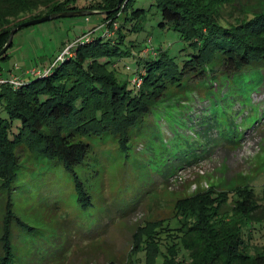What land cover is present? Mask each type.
I'll list each match as a JSON object with an SVG mask.
<instances>
[{
	"label": "trees",
	"instance_id": "obj_1",
	"mask_svg": "<svg viewBox=\"0 0 264 264\" xmlns=\"http://www.w3.org/2000/svg\"><path fill=\"white\" fill-rule=\"evenodd\" d=\"M237 1L155 0L162 16L158 25L178 31L191 50L181 62L165 49L152 48L148 54L138 55L133 71L134 78L142 79L138 87L134 78L121 80L117 75L119 59L132 54L129 34L144 29L148 10L135 7L136 0H123L119 10H115L119 0H87L83 5L78 0H0V50L12 28L25 21L79 9L100 14L109 11L103 15L106 25L101 33L81 35L51 66L17 85L0 86V174L4 179L0 188L7 196L0 264L25 263L16 251L14 225L23 235L34 238L27 242L32 244V251H40L38 247L44 245L55 258L69 246L60 243L58 237L41 235L44 233L38 225L14 210L15 196H32L30 185L41 183L48 165L39 168L42 164L38 160L62 165L72 176L77 203L87 209L92 197L77 170L92 159V144L87 138L111 133L117 137L120 150H127L133 134L141 130L147 116L153 115L170 87H183L190 78L206 79L208 71L220 66L228 77L241 78L236 84L251 71L264 72V2L255 10L234 16ZM6 58L7 51L0 61ZM24 147L33 154V161L22 156ZM115 216L100 221L90 234L83 232V237H99ZM176 218L179 225L166 236L167 251L159 244L158 251L149 250L148 234L137 254L145 250L143 255L149 263L162 255V264H264V244L253 247L254 251L248 244L254 224L264 223V185L261 193L245 186L230 193L207 191L181 199Z\"/></svg>",
	"mask_w": 264,
	"mask_h": 264
},
{
	"label": "rangeland",
	"instance_id": "obj_2",
	"mask_svg": "<svg viewBox=\"0 0 264 264\" xmlns=\"http://www.w3.org/2000/svg\"><path fill=\"white\" fill-rule=\"evenodd\" d=\"M86 2L78 0L81 5ZM263 2L239 0L234 16L255 10ZM135 7L147 9V17L144 29L128 36L132 54L118 61L117 75L121 80H133L137 56L148 54L149 49H165L178 62L188 57L191 50L178 31L158 25L162 16L155 0H136ZM103 15L58 17L21 28L7 49V58L0 61L1 73L6 78L27 73L31 77L34 70L51 66L81 35L101 33L106 25ZM142 47L146 49L140 51ZM224 71L220 66L208 71L206 79L190 78L183 87H170L153 115L147 116L141 130L133 134L127 150H120L117 137L111 133L87 138L92 144V159L77 169L92 197L87 209L77 203L71 174L58 163L38 160L42 164L39 168H48L41 183L30 185L32 196L28 197L40 200L21 193L15 196L14 210L38 225L44 233L41 235L58 237L60 243L69 246L55 258L44 245L38 247L40 251H32V244L27 242L34 238L23 235L14 225V244L24 264H162V255L149 263L143 255L145 250L139 254L137 251L148 234L149 250L158 251L159 244L167 251L166 236L179 225L176 212L181 199L207 191L230 193L245 186L261 193L264 72L251 71L236 84L241 78L228 77ZM22 156L33 159L26 147ZM188 160L192 162L186 164ZM3 182L0 174V185ZM1 192L0 188V237L7 208V196ZM132 207L135 208L128 214H121ZM109 216L115 217L99 237H83V232L90 234ZM166 225L170 226L163 229ZM249 235L248 244L254 251L253 247L264 244V223L254 224ZM1 243L0 239V254ZM44 257L43 262L38 261Z\"/></svg>",
	"mask_w": 264,
	"mask_h": 264
},
{
	"label": "water",
	"instance_id": "obj_3",
	"mask_svg": "<svg viewBox=\"0 0 264 264\" xmlns=\"http://www.w3.org/2000/svg\"><path fill=\"white\" fill-rule=\"evenodd\" d=\"M122 1L123 0H119V4L115 8V10H119ZM94 12H98V11H96V10H88V9H79V10L63 11V12H58V13L45 14V15H43L41 17H38V18H34V19H31V20L25 21V22L21 23L20 25L12 28V30L10 32V35H9L8 41L6 42V44L4 45V47L0 50V56L7 51V49L12 44L14 34L21 27H23V26H29V25L41 23V22H44V21H48V20H51V19L58 18V17H67V16H76V15H89V14H92ZM108 12L109 11H101L102 14H106Z\"/></svg>",
	"mask_w": 264,
	"mask_h": 264
},
{
	"label": "built area",
	"instance_id": "obj_4",
	"mask_svg": "<svg viewBox=\"0 0 264 264\" xmlns=\"http://www.w3.org/2000/svg\"><path fill=\"white\" fill-rule=\"evenodd\" d=\"M73 45V43H71L67 48H66V52H68L69 51V48L71 47ZM63 54V53H62ZM36 72H39V71H37V70H34L33 71V73L34 74H36ZM28 74V73H27ZM27 74H24V75H22V76H17V75H14V76H9V77H5L4 75H3V73H1L0 72V86H2L3 84H5V83H11V84H18V83H20V82H22L23 81V79L25 78V77H27ZM133 83L136 85V86H140L141 84H142V79L141 78H139V77H136V78H134V80H133Z\"/></svg>",
	"mask_w": 264,
	"mask_h": 264
}]
</instances>
